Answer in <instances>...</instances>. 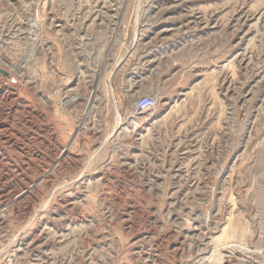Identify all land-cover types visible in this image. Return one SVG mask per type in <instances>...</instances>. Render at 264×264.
Instances as JSON below:
<instances>
[{"label":"rangeland","instance_id":"obj_1","mask_svg":"<svg viewBox=\"0 0 264 264\" xmlns=\"http://www.w3.org/2000/svg\"><path fill=\"white\" fill-rule=\"evenodd\" d=\"M0 68L1 255L264 264V0H0Z\"/></svg>","mask_w":264,"mask_h":264},{"label":"built area","instance_id":"obj_2","mask_svg":"<svg viewBox=\"0 0 264 264\" xmlns=\"http://www.w3.org/2000/svg\"><path fill=\"white\" fill-rule=\"evenodd\" d=\"M155 101L152 98L144 97L139 99V101L136 104V110L141 112H149L150 110L155 108ZM1 264H19V262H16L14 259L11 260L10 263L3 262Z\"/></svg>","mask_w":264,"mask_h":264},{"label":"bare ground","instance_id":"obj_3","mask_svg":"<svg viewBox=\"0 0 264 264\" xmlns=\"http://www.w3.org/2000/svg\"><path fill=\"white\" fill-rule=\"evenodd\" d=\"M2 69V68H1ZM3 70V69H2ZM5 71V70H4ZM6 72V71H5ZM7 73V72H6ZM8 74V73H7ZM9 75V74H8ZM15 260L16 262H18L17 261V259H15L14 258V256L13 255H9V254H4V255H1V253H0V264L1 263H3V262H7V263H10L11 262V260Z\"/></svg>","mask_w":264,"mask_h":264},{"label":"water","instance_id":"obj_4","mask_svg":"<svg viewBox=\"0 0 264 264\" xmlns=\"http://www.w3.org/2000/svg\"><path fill=\"white\" fill-rule=\"evenodd\" d=\"M0 75L9 78V75L4 70H2L1 68H0Z\"/></svg>","mask_w":264,"mask_h":264}]
</instances>
